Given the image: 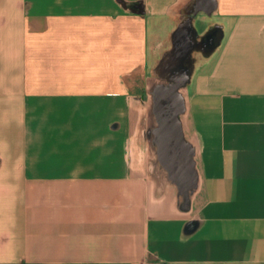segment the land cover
<instances>
[{"label": "crops", "instance_id": "0c3cea01", "mask_svg": "<svg viewBox=\"0 0 264 264\" xmlns=\"http://www.w3.org/2000/svg\"><path fill=\"white\" fill-rule=\"evenodd\" d=\"M0 264H264V0H0Z\"/></svg>", "mask_w": 264, "mask_h": 264}, {"label": "water", "instance_id": "95a60500", "mask_svg": "<svg viewBox=\"0 0 264 264\" xmlns=\"http://www.w3.org/2000/svg\"><path fill=\"white\" fill-rule=\"evenodd\" d=\"M169 96L171 95L173 98L177 99V103L180 105L181 104V99L178 98L176 96L175 93V89L174 88H165V89H161L160 90V96ZM180 107V106H179ZM178 107V108H179ZM177 108V109H178ZM176 109V110H177ZM160 115H161V120L164 123V125L166 126V130H167V141H166V148L169 149L168 152H166V157L169 161V163H171L172 168L175 171V175L177 176V178L179 180H181L184 183H190L192 176L190 173L191 170V160H190V156L188 155V151H187V147L186 144H184L182 142L181 136L178 133V129H177V124L176 121L174 120V118H170L167 111L161 107L160 110ZM176 138V143L177 146L175 145V147H173V152L171 151L172 146L171 144H169L170 140L173 138ZM179 145H182V149L179 147ZM177 160L179 161L180 165H175L177 163ZM175 165V166H174Z\"/></svg>", "mask_w": 264, "mask_h": 264}, {"label": "flooded vegetation", "instance_id": "af4514ba", "mask_svg": "<svg viewBox=\"0 0 264 264\" xmlns=\"http://www.w3.org/2000/svg\"><path fill=\"white\" fill-rule=\"evenodd\" d=\"M176 101H177V99L173 98L171 95L164 96V97L161 95L159 100H158L159 111L161 110V107H163L167 111V113H169V112L171 113V112L175 111L180 106ZM172 147H175V146H172ZM162 150L165 154H166V152L169 151L168 148L166 149L165 145L162 146Z\"/></svg>", "mask_w": 264, "mask_h": 264}, {"label": "rangeland", "instance_id": "374dc122", "mask_svg": "<svg viewBox=\"0 0 264 264\" xmlns=\"http://www.w3.org/2000/svg\"><path fill=\"white\" fill-rule=\"evenodd\" d=\"M160 76V75H159ZM162 78H163V76H161ZM166 88H168V87H166Z\"/></svg>", "mask_w": 264, "mask_h": 264}]
</instances>
